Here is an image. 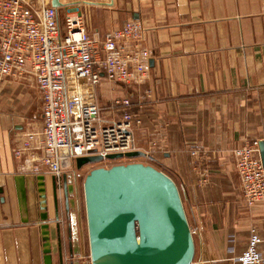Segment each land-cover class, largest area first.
Here are the masks:
<instances>
[{"label": "crops", "instance_id": "0c3cea01", "mask_svg": "<svg viewBox=\"0 0 264 264\" xmlns=\"http://www.w3.org/2000/svg\"><path fill=\"white\" fill-rule=\"evenodd\" d=\"M60 1L62 16L68 8L84 11L91 34L131 20L147 28L148 79L131 86L103 80L98 98L106 97L103 115L111 122L121 115L113 100L132 96L141 117L137 148L147 153L140 157L180 189L196 243L192 264H238L251 228L262 238L264 264V203L247 206L234 159L247 142L264 144V0ZM42 108L33 78L0 85V264H45L39 208L37 220L31 214L23 220L18 174L47 176L54 264H89L84 234L65 204L60 251L52 176L34 168L40 150L15 155L29 134L42 130Z\"/></svg>", "mask_w": 264, "mask_h": 264}, {"label": "built area", "instance_id": "2783aa9c", "mask_svg": "<svg viewBox=\"0 0 264 264\" xmlns=\"http://www.w3.org/2000/svg\"><path fill=\"white\" fill-rule=\"evenodd\" d=\"M146 34L138 20L102 35L91 34L79 7L68 8L62 16L51 0H0V85L31 77L43 98V128L29 134L30 141L15 155L40 150L34 168L56 177L60 190L63 176L80 157H103L91 164L135 159L108 158L138 150L135 126L141 117L131 96L113 100L121 115L110 122L103 115L98 87L103 80L131 86L148 79L152 52L145 44ZM234 159L247 206L264 203L259 141L237 148ZM261 242L258 230L251 228L238 264H262Z\"/></svg>", "mask_w": 264, "mask_h": 264}, {"label": "water", "instance_id": "95a60500", "mask_svg": "<svg viewBox=\"0 0 264 264\" xmlns=\"http://www.w3.org/2000/svg\"><path fill=\"white\" fill-rule=\"evenodd\" d=\"M52 4L61 7L60 0ZM264 163V144L260 146ZM141 150L118 153L110 159L146 156ZM102 156L80 157L77 167L99 162ZM19 209L24 221L39 208L45 264H54L50 199L45 174L15 176ZM67 212L74 208L69 198L71 179L63 176ZM52 196L57 233L62 252L61 198L56 177ZM91 264H192L196 243L180 189L174 179L154 165L143 162L97 167L84 182ZM72 237V236H71ZM62 254V253H61Z\"/></svg>", "mask_w": 264, "mask_h": 264}, {"label": "rangeland", "instance_id": "374dc122", "mask_svg": "<svg viewBox=\"0 0 264 264\" xmlns=\"http://www.w3.org/2000/svg\"><path fill=\"white\" fill-rule=\"evenodd\" d=\"M130 96V95H129ZM132 98V96H131ZM106 102L105 100L100 98V104ZM102 106V104H101ZM124 164L130 163V162H143L145 164H151V161L149 158L146 157H136L133 160H124L121 161ZM121 162H105L104 164H88L85 165L82 168H78L77 164L73 167V169L68 173V179H71L72 184H75L77 188L76 194H73L71 196V199L74 201V208H72L70 213L75 214V217L78 219L79 223V229L82 230L85 238V255L86 259L91 264V253H90V244H89V234H88V221H87V213H86V202H85V192H84V182L86 176L90 173V171L94 168L99 167L100 165H104V167H112L113 165L120 164ZM152 165V164H151ZM61 195V193H60ZM61 198V196H60ZM53 204V200H52ZM65 204L64 199L62 198L61 205ZM71 215V214H70Z\"/></svg>", "mask_w": 264, "mask_h": 264}, {"label": "flooded vegetation", "instance_id": "af4514ba", "mask_svg": "<svg viewBox=\"0 0 264 264\" xmlns=\"http://www.w3.org/2000/svg\"><path fill=\"white\" fill-rule=\"evenodd\" d=\"M73 185H74V190H73L72 195H73V194H76V192H77V188H76L75 184H73ZM62 190H63L62 192H63V197H64L63 199H64V201H65V187H64V185H63ZM72 195H70L69 198H71ZM65 206H66V205H65ZM71 210H72V208H70L69 211L71 212ZM66 211H67V209H66ZM70 212H67V214L70 215Z\"/></svg>", "mask_w": 264, "mask_h": 264}]
</instances>
